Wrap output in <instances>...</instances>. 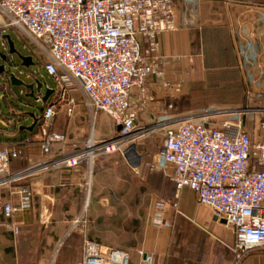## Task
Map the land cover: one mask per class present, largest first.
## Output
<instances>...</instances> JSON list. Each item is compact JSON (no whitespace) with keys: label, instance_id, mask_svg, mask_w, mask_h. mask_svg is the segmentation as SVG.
<instances>
[{"label":"crops","instance_id":"crops-1","mask_svg":"<svg viewBox=\"0 0 264 264\" xmlns=\"http://www.w3.org/2000/svg\"><path fill=\"white\" fill-rule=\"evenodd\" d=\"M173 3L177 29L159 35L158 50L150 53L146 39L138 38L143 60L160 74L148 75L131 92L129 106L136 115V127L150 128L157 121L210 109L263 108L264 0ZM37 59L42 68L45 58L37 55ZM31 86L27 93L34 95L35 91L36 100L43 99L44 105L29 120L16 98H10V83L0 82V148L10 146L19 153L10 162V175L72 156L82 149L90 133L96 140L117 134L111 115L89 114L84 95L76 92L72 115L60 109L49 128L65 136V145H54L43 156L39 118L44 107L56 100V87L37 82ZM99 118L105 126L95 129ZM243 118L252 141L259 140L253 117ZM157 133L142 138L134 152L129 148L123 154L96 159L90 174L85 164L52 168L0 190L1 199L12 205L19 198L10 196V190L24 188L30 193L29 208L10 219L0 215V264H77L83 255L84 237L128 253L130 264H142L137 251L150 255L153 264H234L233 229L217 221L210 208L198 204L189 189L176 192L168 173L150 169L159 163L163 136L157 150L142 141ZM165 198H174L177 208L166 205L159 209ZM86 199L84 234L81 227L70 231ZM159 212L170 227L159 229L153 224ZM241 264H264V249L250 251Z\"/></svg>","mask_w":264,"mask_h":264},{"label":"built area","instance_id":"built-area-1","mask_svg":"<svg viewBox=\"0 0 264 264\" xmlns=\"http://www.w3.org/2000/svg\"><path fill=\"white\" fill-rule=\"evenodd\" d=\"M0 12L7 16L5 27L45 48L42 68L53 79L57 98L39 118L43 156L54 145H65V136L49 128L60 109L72 115L76 92L84 95L89 114H109L120 128L110 139L90 136L70 157L41 162L13 175L9 165L19 153L10 146L0 148V190L52 168L85 164L90 174L96 159L123 154L145 136L161 132L159 163L150 169L170 171L176 192L189 189L198 204L233 229L234 264H241L250 251L264 249V107L210 109L157 121L150 128H137L136 115L130 112L132 90L141 87L148 75L160 74L143 60L138 38L146 39L150 53L158 50L159 35L177 29L173 0H0ZM243 117H253L259 140L252 141ZM9 195L19 201L12 205L0 197V215L5 219L29 208L30 193L24 188L10 190ZM166 205L177 208L174 198L163 199L158 208ZM87 206L86 199L70 231L81 227L84 234ZM153 224L159 229L170 227L160 212ZM82 251L77 264H130L128 253L85 237ZM137 255L142 264H153L143 251Z\"/></svg>","mask_w":264,"mask_h":264},{"label":"rangeland","instance_id":"rangeland-1","mask_svg":"<svg viewBox=\"0 0 264 264\" xmlns=\"http://www.w3.org/2000/svg\"><path fill=\"white\" fill-rule=\"evenodd\" d=\"M1 22H3V24ZM7 23V16L0 12V28H6L0 33V67L3 66L7 75L13 77L15 81L23 84L25 87H30L31 84H35V82H37L41 85L45 84L48 88H53L55 86L53 79L38 66L37 55L39 59L44 60L45 55L42 53V51L45 48L42 47V45L39 46L40 44L36 45L32 43L27 38V36L22 35V33L18 32L17 30L5 27L4 25L7 26ZM7 38L12 44V54L9 52V41ZM4 56L6 57V61L2 60V57ZM24 59H30L32 65L28 67L23 66L22 62ZM32 74L34 75V78L31 77ZM25 87L11 85L12 93L10 98H16L15 102L19 104L23 114L28 117L30 116L28 119L31 120L32 114H39L41 108L44 105V101L43 99H40L39 101L36 100L38 97H36L37 93L35 91L34 95L29 97L30 93H27ZM42 94L44 96L43 92L41 93V96ZM2 104L5 106L4 102ZM101 126H105L104 120L102 118H99L98 120L96 119L94 122V128L99 129ZM160 135L161 133L158 132L157 134L151 136V138H148L142 142L148 145L149 148L157 150L162 141V137ZM90 136L94 137V135L91 133L89 134L88 138ZM168 175L170 176L171 172H168Z\"/></svg>","mask_w":264,"mask_h":264},{"label":"water","instance_id":"water-1","mask_svg":"<svg viewBox=\"0 0 264 264\" xmlns=\"http://www.w3.org/2000/svg\"><path fill=\"white\" fill-rule=\"evenodd\" d=\"M7 40H8V38H7ZM9 41V40H8ZM8 46H9V48H10V54H12L13 53V49H12V44L10 43V41L8 42ZM2 60L3 61H6V57L4 56V57H2ZM27 62H30V59H24L23 60V66H28V64H27ZM0 82H9L11 85H17L16 83H15V80L13 79V77H11V76H9V75H7L6 73H5V71H4V67L2 66V67H0ZM20 86H23V87H25L23 84H21L20 83ZM26 89L27 88H30V89H32L33 87L32 86H28V87H25ZM30 97H32V95H30ZM119 127L117 128V131H119ZM130 151H132V152H134V146H132L131 148H130Z\"/></svg>","mask_w":264,"mask_h":264},{"label":"bare ground","instance_id":"bare-ground-1","mask_svg":"<svg viewBox=\"0 0 264 264\" xmlns=\"http://www.w3.org/2000/svg\"><path fill=\"white\" fill-rule=\"evenodd\" d=\"M132 153V152H131ZM133 155H135V154H133ZM137 157V156H136Z\"/></svg>","mask_w":264,"mask_h":264}]
</instances>
